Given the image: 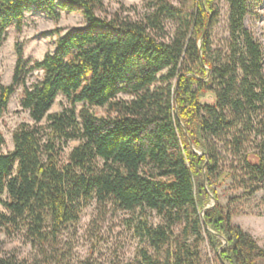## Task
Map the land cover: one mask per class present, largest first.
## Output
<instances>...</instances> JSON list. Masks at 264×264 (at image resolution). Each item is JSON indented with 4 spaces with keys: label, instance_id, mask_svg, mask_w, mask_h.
<instances>
[{
    "label": "trees",
    "instance_id": "obj_1",
    "mask_svg": "<svg viewBox=\"0 0 264 264\" xmlns=\"http://www.w3.org/2000/svg\"><path fill=\"white\" fill-rule=\"evenodd\" d=\"M256 1L228 0L227 49L215 52L214 0H193L192 10L151 0L134 20L99 16L103 0H0V46L31 9L58 20L59 9L78 7L86 21L40 60L25 59L16 45L11 80H0V114L22 87L19 103L33 121L20 123L13 148L0 152V227L39 248L44 259L31 264H49L48 248L93 199L140 210L134 231L153 253L141 249L138 264H202L204 238L223 264H259L264 249L219 201L214 185L235 174L219 171L211 141L229 136L240 154L251 132L264 138V50L245 25ZM167 22L174 30L166 39ZM34 72L40 76L29 83ZM58 94L69 106L50 112ZM71 140L78 143L62 159ZM240 165L250 194L264 189V140ZM146 209L162 222L149 223ZM177 224L182 237L174 236ZM0 264L30 263L0 256Z\"/></svg>",
    "mask_w": 264,
    "mask_h": 264
},
{
    "label": "rangeland",
    "instance_id": "obj_2",
    "mask_svg": "<svg viewBox=\"0 0 264 264\" xmlns=\"http://www.w3.org/2000/svg\"><path fill=\"white\" fill-rule=\"evenodd\" d=\"M173 5L188 10L193 8V0H167ZM151 0H103L102 7L97 10L101 17L111 18L115 15L140 19L147 11ZM218 16L210 28V41L212 51L225 52L228 42L227 16L228 0H214ZM60 18L53 20L45 12L31 9L24 14L23 25L20 30L11 26L6 32L5 40L0 46V80L8 84L16 61L15 46L23 50L25 59L40 60L44 53L53 51L55 41L59 35L65 34L72 28L85 26L86 21L80 8L73 12L58 10ZM245 25L261 42L264 50V0H257L254 7L245 18ZM174 30V24L167 22L165 38ZM40 72H34L29 83ZM22 87H18L11 96L6 110L0 114V131L4 143L0 145V152H7L13 148L12 133L20 123L33 124L27 110L20 106ZM122 99L131 98L126 93L117 96ZM69 106L67 98L58 94L50 108V112L60 111ZM78 111L82 105L76 104ZM90 109L99 116H106L105 107L90 106ZM45 122L43 121L42 124ZM264 138L251 132L240 154L228 136L227 138L211 139L219 157V171L234 172L235 175L225 178L224 182L214 185L219 201L229 204L233 210L232 223L248 232L264 249V189H257L250 194V181L240 168L241 155L257 151ZM78 141L71 140L63 146L61 158L66 159L69 151ZM1 208V206H0ZM145 215L149 223L156 225L162 218L148 209ZM140 210L128 212L116 208L110 203H99L91 200L81 211L75 223H69L61 229L54 241V247L48 248L47 259L49 264H138L141 249L146 248L153 253L148 243L137 236L134 225L140 217ZM182 224L174 226V236L182 237ZM202 264H223L216 256L206 238L200 245ZM0 256H11L27 263L44 259L36 245L26 238L24 232L13 231L0 227ZM259 264H264V258Z\"/></svg>",
    "mask_w": 264,
    "mask_h": 264
},
{
    "label": "water",
    "instance_id": "obj_3",
    "mask_svg": "<svg viewBox=\"0 0 264 264\" xmlns=\"http://www.w3.org/2000/svg\"><path fill=\"white\" fill-rule=\"evenodd\" d=\"M225 243V242H224Z\"/></svg>",
    "mask_w": 264,
    "mask_h": 264
}]
</instances>
